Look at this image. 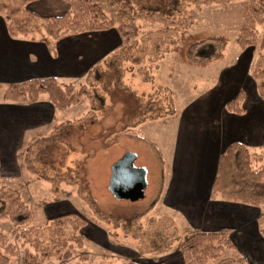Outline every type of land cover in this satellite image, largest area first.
Instances as JSON below:
<instances>
[{
  "label": "rangeland",
  "instance_id": "1",
  "mask_svg": "<svg viewBox=\"0 0 264 264\" xmlns=\"http://www.w3.org/2000/svg\"><path fill=\"white\" fill-rule=\"evenodd\" d=\"M143 2L139 0L140 6H134V10L128 9L123 19L139 13ZM247 4V0H180V8L168 19V26L137 22L140 32L136 44L129 49H121L113 60L111 58L114 63L112 68L109 60L100 67L101 80L88 85L85 81L68 84L76 90H82L86 85L87 89L84 90L93 99L83 97L75 104L77 106L59 113L60 118L77 121L84 118L91 108L94 113H90L89 118L68 134L65 129L59 135L50 132L31 144L28 152L27 144L18 156V168L12 174L4 175L0 170V186L19 188L24 201L33 211L28 227L43 225L48 221L50 211L47 205L51 202L69 200L86 224L84 231L90 233L95 230L94 235H86L88 240L83 249H70L73 263H78L83 252L88 253L90 258L81 264L180 262V246L187 232L194 229L193 225L181 215H178L180 221L178 217L175 221L172 210L167 213L164 206L159 208V204L145 213L155 201L163 180L166 184L170 178L183 130L206 135L216 131V125L209 126L210 119L220 115L227 101L236 96L239 90H244L247 95L246 105L250 112L256 106L255 101L264 106L253 76L262 54L260 44L245 50L237 45V36L242 27L252 24ZM256 28L261 40L264 24ZM201 33L228 37L224 58L207 68L181 64L173 42L179 44L183 35ZM119 65L122 66L119 74L111 80ZM118 76L122 79L121 86L135 92L140 98L147 112L146 120H157L137 124L142 117H127V105L119 97L111 99L105 95L104 104L101 105L97 93L101 96L103 93H116ZM8 88L2 85L0 102L4 101L3 95ZM199 107L205 112L203 109L198 111ZM183 117L186 119L184 126ZM130 133L155 143L162 151L164 161L154 148L131 137ZM192 138L200 144L195 136ZM47 146L53 147L51 156H47ZM250 151L264 158V146L252 147ZM127 152L136 154L135 167L147 171L146 197L136 203L117 201L109 191L112 165ZM25 158L38 176L56 181L58 193L53 191L52 184L26 169ZM262 165L256 163L254 167L258 169ZM194 169L195 165L191 171ZM83 187L89 190L102 213L101 220L94 216L83 200ZM245 210L248 217L253 219L254 227L263 224L264 206ZM138 215L142 217L131 227L125 226L124 219ZM28 227L18 230L9 221L0 219V232L6 234L18 248L19 256L14 258V264H22L23 255L31 248L20 240L21 233ZM64 252L62 249L56 250L55 257L45 260L44 264H61L60 256ZM222 256L241 257L236 250L227 251Z\"/></svg>",
  "mask_w": 264,
  "mask_h": 264
},
{
  "label": "trees",
  "instance_id": "2",
  "mask_svg": "<svg viewBox=\"0 0 264 264\" xmlns=\"http://www.w3.org/2000/svg\"><path fill=\"white\" fill-rule=\"evenodd\" d=\"M36 1L39 0H0V15L7 22L10 36L40 38L51 51H54L57 41L67 36L112 29L118 32L122 40L123 45L120 50L124 48L126 50L136 44L140 32L137 25L138 21L168 26V19L174 16L180 8V0H143L140 12L125 20L122 16L127 14L128 9L134 10V6H140L139 0H64L69 6L66 13L61 16L42 17L27 10V5ZM247 1V11L252 24L242 27L237 36V45L240 49L245 50L258 43L260 44L262 54L257 61L253 76L257 83V93L264 101V33L261 40H259L256 28L264 24V0ZM194 18L193 16L192 22ZM228 42L229 39L225 35L201 33L189 36L183 35L180 43L173 42V46L181 64L189 67L207 68L214 62L224 58V50ZM120 50L108 58L109 62H111V58L112 60L115 58ZM113 65L114 63L111 62L109 64L110 68ZM101 66H95L88 73L84 79L86 85L101 80ZM121 67V65L117 67L118 71L111 80L116 78ZM121 80V76H118L116 93H103L102 96L97 93L101 105L104 104L105 95H108L111 99L119 97L127 105V117L130 119L142 117L137 124L157 120H146L147 112L145 107L142 106L140 98L135 92L122 87ZM86 85L84 89H87ZM84 89L76 90L72 85H62L56 79L49 78L12 85L5 91L3 97L5 102L24 104L36 102L42 94H46L50 103L56 109L66 110L80 102L83 97L93 99ZM0 90H2V86H0ZM245 99L244 90H239L236 96L227 102L226 110L233 114L243 115L246 112L244 108ZM90 113H94L93 108L82 119L67 121L54 127L51 134L59 135L64 129L67 134L70 133L75 126L89 118ZM129 135L154 148L163 160V153L155 143L145 137L138 136L136 133H130ZM36 141L37 139H34L26 146V152L31 148V144ZM46 149L48 150L47 156H51L53 147L47 146ZM256 163H263V165L256 169L254 167ZM25 166L31 174L36 175L39 179H44L54 187L57 186L54 179L38 176V173L31 168L27 158H25ZM19 187H23V185ZM54 187L53 191L58 193V188ZM83 189V200L94 216L101 220L102 213L91 193L87 188L83 187ZM163 190L164 180L155 201L145 214L157 205ZM213 192L229 202L241 203L255 208L264 206L263 156L253 154L242 143L236 142L229 145L219 157ZM142 216L138 215L127 218V220L124 219L125 226L131 227ZM32 217L33 211L24 201L19 188L14 189L6 185L0 186V219L9 221L15 229L21 230L29 226ZM85 226V222L78 213H72L48 220L43 225L28 227L20 235L23 245L31 247L23 255L22 264H44L45 260L55 257L56 250L59 249L65 251L60 256L61 264L87 262L90 258L89 254L83 252L78 258V263H73L71 261L73 254L70 251L73 247L77 249L85 247L88 240L83 234ZM68 231L70 232L68 233ZM259 232L264 239V222L259 225ZM230 233L231 230L227 228L218 231L190 229L179 249L183 259L182 264H248L243 257L222 256L227 251L235 250ZM46 242L49 243L45 244ZM18 256L17 246L10 241L6 234L0 232V264H14V258ZM101 264L113 263L104 262Z\"/></svg>",
  "mask_w": 264,
  "mask_h": 264
},
{
  "label": "crops",
  "instance_id": "3",
  "mask_svg": "<svg viewBox=\"0 0 264 264\" xmlns=\"http://www.w3.org/2000/svg\"><path fill=\"white\" fill-rule=\"evenodd\" d=\"M68 9L64 0H39L27 5L28 11L42 17L61 16ZM122 45L118 32L112 29L67 36L57 41L54 51H51L40 38L10 36L7 22L0 15V86L10 87L49 78L56 79L62 85L84 81L95 66H104ZM246 99V112L243 115L230 113L224 107L220 115L210 119L209 126L218 127L210 135L190 130L180 133L171 175L164 183L157 205L159 208L164 206L167 211L172 210L175 221L178 215L187 218L198 230L230 229V237L238 254L248 264H264V239L259 226L254 227L253 219L248 217L245 210L255 207L226 201L213 192L219 157L229 145L238 142L249 149L264 146V106L255 101L256 106L250 112ZM71 108L73 106L66 110L56 109L46 94L32 103L1 101L0 170L3 174H12L18 168V156L32 140L44 138L54 127L70 121L62 120L58 114ZM202 109L199 107L198 111ZM202 111L205 112L204 109ZM185 117L181 119L183 126ZM193 165L195 169L191 171ZM47 206L50 211L48 220L77 213L69 200H56ZM84 229L85 237L95 234V230L89 233ZM182 262L181 257L178 264ZM166 264L171 263L167 261Z\"/></svg>",
  "mask_w": 264,
  "mask_h": 264
},
{
  "label": "water",
  "instance_id": "4",
  "mask_svg": "<svg viewBox=\"0 0 264 264\" xmlns=\"http://www.w3.org/2000/svg\"><path fill=\"white\" fill-rule=\"evenodd\" d=\"M137 156L125 153L111 168L109 191L117 201L136 203L146 197L147 171L135 167Z\"/></svg>",
  "mask_w": 264,
  "mask_h": 264
}]
</instances>
